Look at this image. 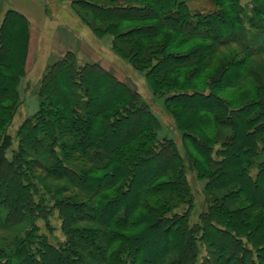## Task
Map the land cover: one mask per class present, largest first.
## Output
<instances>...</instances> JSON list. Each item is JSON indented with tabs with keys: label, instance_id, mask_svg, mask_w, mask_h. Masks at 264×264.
I'll return each instance as SVG.
<instances>
[{
	"label": "trees",
	"instance_id": "1",
	"mask_svg": "<svg viewBox=\"0 0 264 264\" xmlns=\"http://www.w3.org/2000/svg\"><path fill=\"white\" fill-rule=\"evenodd\" d=\"M68 4L95 35H111L113 51L124 59L126 57L137 59L135 55L140 54V51L146 47L145 41L158 36V31H162L163 28H157V22L167 29L166 32L169 30L186 33L189 28L186 27V19L196 16L201 19L198 12L190 13L186 0H68ZM234 5L235 0H232L231 10L236 8ZM218 10L219 8L207 12V15H202V19H216L221 16V11ZM227 12L230 14V11ZM27 24L26 19H21L11 10L4 14L0 22V205L6 210L3 223L15 224L28 216L44 220L51 215V207L43 203L41 196L36 198L34 195L36 182L35 178L34 180L31 178L24 155L27 148L37 151L43 143L47 144L44 139L50 137L53 138L50 142H54L61 129L67 130L61 123L62 119L68 118L67 125L80 148L84 149L91 143L95 147L93 155L90 152L94 158L106 153L110 154V158L108 155L104 156L106 160L112 158V161L116 162L111 167L96 168L91 178L101 180V183L92 184V189L102 190L105 185L110 184L122 185L119 189L120 195L117 196L126 205L121 215V229L115 226L114 229L100 231L105 243L109 244L108 249H101L103 258L110 255L114 259L111 261L112 264H125L122 262L125 257L118 249L121 240H127L129 233L123 230L129 223L144 225L143 220L138 221L135 216L128 220V223L126 222L128 216L132 215V210L139 206V209H144V211L138 210L139 213L150 211L153 214L149 216L152 217L150 224L134 234L139 239L138 252L143 253L145 257L142 264H156L171 250L176 251L177 254L181 251L176 264H186L185 250L192 248L195 240L206 236V244L212 242L217 247L218 240L213 238V235H209L213 233H223L230 237L231 244L226 259L228 264L236 259L240 262V258H244L245 250L242 249L241 253L236 250L240 246L239 243H242L236 237L244 235H236L231 240L228 231H232L229 230L228 219L235 218L238 213L245 216L250 211L257 210L248 222L244 221L245 227L241 229L243 232L247 230L250 235L258 229V223L251 224V222L262 220L263 213L261 214L259 210H264L262 208L264 207V190H262L264 117L254 116L258 108L252 106L255 100L249 102L246 101V96H243L237 98L238 101L234 103L231 101L234 98L230 97L231 103L221 95L225 85L223 80L225 65L217 69L211 78H197L198 58L205 52L202 49H192L191 59L195 58V62L192 67L187 68V71L182 69L186 67V62H179L184 56L176 55L174 56L176 62H168L160 73L156 70L159 61H155L148 72L150 76L160 80L157 82L169 84L154 86L152 90L155 94L167 96L164 100L166 107L164 109L173 118L175 128L180 134L182 155L172 138L158 136L160 121L146 102L141 99L138 102L134 99L136 92L116 80L110 72L99 67L95 62L77 64L75 55L68 52L63 57L52 60L43 71L37 85V93L39 99L41 98L40 112L31 115L32 117H25L19 124L15 130L17 150L7 158L5 148L9 145L10 139L12 143V138L6 133L5 126L12 122L21 104L19 87L25 76ZM205 27L209 28L210 25L207 23ZM205 34L206 38L211 37L208 31H205ZM175 50L178 51L179 48ZM165 61H168L167 56ZM249 68L248 63L245 71ZM169 73H172L170 77H168ZM262 90L263 97L257 102L261 99L262 102L264 101V86ZM196 111L213 115L212 120L218 127H228L229 133L226 137L219 140L218 135L216 137L208 135L207 122H203V119L206 120V115L193 118L191 112ZM187 117L196 119V125L186 121ZM254 117L257 124L254 131L241 128ZM216 138L223 148L220 153L228 154L231 149L236 148L232 150V155L234 151L239 150L236 158H241L244 148L249 150L250 145L252 148H259L260 154L256 159L248 160L246 165H241L236 159H230L231 161L228 162L225 155L221 158L220 165L226 163L233 171L229 170L228 177L225 176L224 181L219 183V186H215L223 187L233 200L241 201L237 202L238 207L230 208L228 204L231 199L228 196L229 200L221 199L223 206L212 210L219 220L213 217L208 219V222L212 219V224L217 227L208 228V223L206 225L202 221V216L206 213L202 214L201 221L195 224L189 221L187 212L192 204L186 194L177 195L173 201L168 192L170 193L176 179L184 176L186 162L190 167V154L195 152L203 153L207 157L212 156L210 148ZM109 142L111 143L107 145ZM59 146L58 139L57 147ZM3 147L4 150H1ZM71 147L77 146L73 142ZM251 155L253 156V153ZM120 161L123 163L118 164ZM205 161L213 175L214 170L210 166L215 162L209 163V159ZM234 163L240 165L236 167L237 170L232 167ZM66 168L65 171L70 174L74 184L90 190L86 189L81 181L80 173L73 168ZM106 169L109 171H103ZM219 178L220 175L210 177L212 184L214 185ZM217 202L218 199L214 200L211 207ZM182 203L186 204V210H177ZM54 206L61 219V230L66 236L62 245L52 243L48 235L41 232L38 223H31L10 252L0 247V264H24L26 261L32 262V258L39 261L49 258L53 264H85L71 240L84 239L87 236L94 240L92 237H95L99 231L85 235V229L75 224L76 219L73 214L80 210V203L65 199L52 205L53 209H56ZM114 221L115 219L112 220V224ZM175 235H178V238H175ZM156 240L162 241L161 246H158ZM111 245H115L117 249L109 248ZM94 246L98 247L96 244ZM157 249H159L158 253H156ZM190 257L196 258V252ZM130 264H138V261L134 262L132 259Z\"/></svg>",
	"mask_w": 264,
	"mask_h": 264
},
{
	"label": "rangeland",
	"instance_id": "2",
	"mask_svg": "<svg viewBox=\"0 0 264 264\" xmlns=\"http://www.w3.org/2000/svg\"><path fill=\"white\" fill-rule=\"evenodd\" d=\"M186 3L190 13L195 14V12H198L201 17V19L197 16L186 19V27H189L186 33L169 30L166 32L167 29L157 22V28H163L162 31H158V36H153L151 39L146 40L148 42L145 41L146 47L140 51V54L135 55L137 59H131L130 57L124 59L113 51L114 49L111 46L112 36H109V34L95 35L91 28L83 23L75 14V11L69 6L68 0H42V7L45 9L46 14L41 19L43 28L45 29L44 32L39 31L40 36L39 38L36 37V41L34 40L35 35H32L31 38L29 47L30 56H28L26 69H24L25 76L19 87L21 104L17 108L12 122L8 126L5 124V131L12 138V143H10V139L9 145L5 148V156L10 158L13 152L17 150L18 142L15 130L22 120L25 117H32L37 112H40L41 98L39 99L37 93V85L43 71L52 60L62 55L64 56L68 49L75 50L74 55L78 52L82 53L75 56L77 64L95 62L99 67L110 72L116 80L136 92L137 94L134 99L138 102H140V99L144 103L146 102L160 121L158 136L172 138L182 155L180 134L175 128L173 118L164 109L166 108L164 100L167 96L155 94L152 90L154 86L169 85L157 82L160 80L148 74L155 61H159L156 70L160 73L166 68L168 62H176L174 61V56L182 55L184 58L179 62H186V67L182 69L187 71V68L192 67L195 62V58L191 59L193 55L192 49H202L205 53L198 58L197 78H211L217 69L225 65L223 68L225 70V73H223L225 75L223 78L225 85L221 95L228 101H230V97L234 98L231 100L234 103L243 96H246V101L251 102L255 100L252 106L258 108L254 116L256 118L260 116L264 117V101L262 102L261 99L257 102L258 99L263 97L262 87L264 86V0H235L234 7L236 8L232 10V0H186ZM3 6L4 3L0 2V11L10 10L3 9ZM218 8V11H221V16L216 19H202V15L205 16L207 12L216 11ZM227 11H230V14ZM44 19H46V23ZM207 23L210 25L209 28L205 27ZM58 25L66 27L69 32L77 35L72 40L74 44H70V41H67L62 36L53 34V27L57 28ZM205 31L210 33L211 37L209 39L206 38ZM77 37H80L82 41H77L79 39ZM185 42L186 44H184ZM177 48H179L178 51L175 50ZM82 51H84V54ZM166 56L168 61H165ZM248 63L250 68L245 71ZM180 72L183 71L180 70ZM171 75L172 73H169L168 77ZM191 113L193 118L206 115V120L203 119V122H207L208 135L215 137L218 135L219 140H223L229 133L228 127H218L216 125L215 121L212 120L213 115L211 116L202 112L198 113L197 111ZM255 117L243 124L241 128L247 131H254L257 126ZM187 120L188 122L196 123V119H188L187 117ZM68 121V118L62 119L61 125L67 130L61 129L57 137L54 138V142H50L53 139L50 137L44 139V142L47 144L43 143L37 151L28 150L27 148L24 155L25 162L28 163V169L31 172V178L32 180L35 178L34 195L36 198L37 196H41L43 203L51 207V215L44 220L28 216L23 221L6 225L3 223L6 217V210L0 205V247H4L7 252H10L12 248H15L18 239L23 236L31 223H38L41 232L47 234L52 243L57 245L61 243L62 245L66 236L61 230V219L58 216L57 208L54 206L56 209H53L52 205L55 202L58 203L69 199L81 204L80 210L73 214V216L76 219L75 224L85 229V235L99 231L95 237H92L94 240L89 238V236L84 239L71 240L75 249L78 250L82 261L85 264H112L111 261H114V259L110 255L102 257L101 249H108L109 244L105 243L104 236L100 234V231L103 232L109 228L114 229L115 226H119L121 229V215L125 211L126 205L117 196L120 195L119 189L122 185L110 184L109 186L105 185L102 190H95L92 189V184L101 183V180L92 179L91 177L93 176L91 175L95 173L94 171L97 170V167L98 169L101 167H111L116 162L112 161V158L106 160L104 157L108 155L106 153L94 158L92 155L95 147L91 143L84 149L80 148L67 125ZM218 138L212 142L210 148L211 157H207L203 153L196 154L195 152L189 155L190 167H188L186 162L187 173L184 171V176L176 179V183L174 182L175 184L170 189L171 194L168 192L173 201H175L174 197L177 195L186 194L192 204V207L187 212L189 221L195 224L201 221L200 216L206 213L202 216V221L206 225L208 223V228L217 227V225H213L211 222L213 218L217 221L219 220L212 210L223 206L222 201H220L221 199L226 198L229 200V197L232 201H235L229 200L228 207L230 208L238 207L239 204L237 202L241 201L233 200V197L228 196L223 187H218V184L224 181L225 176L228 177L229 170L233 171V169L227 167L228 164L226 163L220 165L221 158L225 155L228 162L231 161L230 159H236L241 165H246L245 163L248 160L256 159L260 154L259 148H252L250 145L249 150L244 148L241 158H236L239 155V150L234 151L232 155V150L236 148L231 149L228 153L229 155L220 153L221 149L223 151V148ZM58 139L60 140V148L57 147ZM73 142L77 146L76 148L71 147ZM186 147L190 149L188 145ZM1 150H4V147ZM246 150L248 151L247 153ZM251 153H253V156ZM9 155L11 156L8 157ZM206 159H209V163L210 161L215 162L214 165L210 166L214 170L213 175H211L207 166ZM121 163L123 162L120 161L118 164ZM96 164L99 165L96 166ZM66 167L73 168L80 173L82 175L80 177L81 181L86 189L90 190L82 189L74 184L71 181L70 174L65 171ZM232 167L237 170L236 167H240V165L234 163ZM103 171L108 172L109 169ZM218 175H220V178L213 185L210 177L214 178ZM262 190H264V187H262ZM158 196L160 195L158 194ZM217 199V204L211 207L214 204V200ZM138 207L132 210V215L128 216L126 222L128 223V220L133 219L135 216L134 218L138 221L143 220L144 225L129 223L128 227H125L123 230L129 233L126 237L127 240H121V246L118 249L119 253L125 257V260L122 261L125 264H130L132 259L134 262L138 261V264H142L145 260L144 254L138 252L139 239L134 234L150 224L152 217L149 216L153 214L150 211L141 214L138 210L144 211V209H139ZM186 208V204L183 205L182 203L177 210L185 211ZM259 211L261 214L263 213V217L260 222H257L258 220L251 222V224L258 223V229L252 235L247 230L243 232L241 229L245 227L243 224L248 222L253 214L257 213V210L250 211L245 216L242 213H238L235 218L228 219L229 230L232 231H228L231 240L236 235H244L236 237L242 242L239 243L240 246L236 250L241 253V250L244 249V258H240L239 255L238 258L241 261L238 262V259H236L231 264H264V244H262L264 242V226H262L264 222V210L261 209ZM146 217H149V219H145ZM209 218L212 219L208 222ZM113 219L115 221L112 224ZM101 221L104 222L102 223ZM48 223L50 226H48ZM209 235H213V238L218 240L217 247L212 242L206 244V236L199 238L197 241L195 240L193 247L191 246L192 248L185 250L186 264H199L201 262H203L202 264H220V262L228 264L226 259L228 247L231 244L229 242L230 237L223 235V233ZM174 237L178 238V235ZM93 242L98 245V247L96 246L98 250H96ZM156 242L158 246H161V240H156ZM109 248L117 249L115 245H111ZM158 251L159 249H157L156 253ZM195 252L196 258L190 257ZM180 255L181 251L177 254L176 251L171 250L156 264H172V262L176 264L177 258ZM31 260L32 262L26 261L24 264H53L49 258L46 260L41 259L40 261L33 258Z\"/></svg>",
	"mask_w": 264,
	"mask_h": 264
},
{
	"label": "crops",
	"instance_id": "3",
	"mask_svg": "<svg viewBox=\"0 0 264 264\" xmlns=\"http://www.w3.org/2000/svg\"><path fill=\"white\" fill-rule=\"evenodd\" d=\"M0 2H2V4L4 3L3 9H10L11 11H15L17 13L18 17H20L21 19H26V21L28 23L27 24L28 43H27V53H26V59H25V69H26V66L28 63V56H30L29 55V52H30L29 47H30L32 35H35L34 40L36 41V37L39 38V36H40L39 31L44 32V29H45V28H43L42 19H41V17L45 16V14H46L45 9H43V7H42V0H0ZM7 11L8 10L0 11V22L3 19L4 14ZM44 21L46 23V19H44ZM48 30H49V28H48ZM53 31H54L53 34H55L57 36H62L67 41H70L69 42L70 44H74V42L72 40L77 35L75 33L69 32L66 27L58 25L57 28L53 27ZM77 38H79V39H77V41H79V40L82 41L80 39V37H77ZM68 52L75 54L74 53L75 50H73V49H68V51H66L65 54ZM82 52L84 54V51H82ZM79 54H82V53L78 52L76 55H79ZM60 57H63V55ZM55 59H57V58H55Z\"/></svg>",
	"mask_w": 264,
	"mask_h": 264
}]
</instances>
